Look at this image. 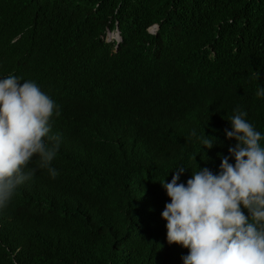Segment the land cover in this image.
Here are the masks:
<instances>
[{"label": "trees", "instance_id": "trees-1", "mask_svg": "<svg viewBox=\"0 0 264 264\" xmlns=\"http://www.w3.org/2000/svg\"><path fill=\"white\" fill-rule=\"evenodd\" d=\"M9 75L55 101L61 139L59 175L34 160L0 211V264H177L161 182L218 173L237 108L264 133V0H0Z\"/></svg>", "mask_w": 264, "mask_h": 264}, {"label": "clouds", "instance_id": "clouds-1", "mask_svg": "<svg viewBox=\"0 0 264 264\" xmlns=\"http://www.w3.org/2000/svg\"><path fill=\"white\" fill-rule=\"evenodd\" d=\"M256 95L264 98V86ZM59 115L36 82L0 78V211L33 179L36 169L28 166L34 160L51 178L59 175L52 166L61 139L52 134V123ZM247 115L237 108L228 120L225 134L236 144L230 157H221L218 173L199 167L185 184L178 182L184 169L177 167L171 182H161L170 198L161 213L167 222L160 226L163 239L189 250L177 249V264H264V133ZM201 139L208 149L216 142L204 134Z\"/></svg>", "mask_w": 264, "mask_h": 264}, {"label": "water", "instance_id": "water-1", "mask_svg": "<svg viewBox=\"0 0 264 264\" xmlns=\"http://www.w3.org/2000/svg\"><path fill=\"white\" fill-rule=\"evenodd\" d=\"M119 37H120V36H119ZM120 39H121V37H120ZM120 39H119V40H120Z\"/></svg>", "mask_w": 264, "mask_h": 264}]
</instances>
